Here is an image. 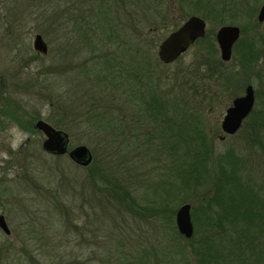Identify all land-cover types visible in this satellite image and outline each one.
<instances>
[{"label": "rangeland", "instance_id": "374dc122", "mask_svg": "<svg viewBox=\"0 0 264 264\" xmlns=\"http://www.w3.org/2000/svg\"><path fill=\"white\" fill-rule=\"evenodd\" d=\"M235 1L240 11L226 13L222 22L203 18L205 30L214 33L218 26L232 24L242 39L264 36V22L252 26L264 0H249L254 6L250 16L243 14V0ZM99 10L107 20L97 22ZM201 11L194 0H0V214L10 231H0V264H30L29 259L41 264H121L143 248L151 253V247L159 250L162 243H170L164 219L117 205L102 182H90L86 168L66 154L44 152L33 119L64 131L69 148L85 145L106 174L125 184L138 207L153 209L167 202L176 210L180 203L174 194L163 201L160 190L171 170L170 158L147 146L139 129H131L128 140L110 139L111 134L90 127L85 112L99 106L106 116L120 119L122 127L132 126L138 91L144 96L151 92H144L137 73L142 81L151 80L157 96L196 115L210 133L219 128L231 99L243 93L247 79L253 90H264L241 70L238 50L220 66L240 81L234 89L224 88L222 80L200 78L203 69L196 59L201 63L205 55L194 44L169 64L157 60L159 41L188 15L200 16ZM78 18L86 24L80 31L74 26ZM34 34L46 44L45 55L34 54ZM153 42L151 53L158 62L152 60L149 70L135 69ZM104 59L121 60L120 76L130 70V78L115 87L101 82L97 73ZM192 67L198 68V76L191 74ZM219 135L213 136L216 150L242 146V131L221 140ZM250 157L257 162L255 154ZM171 254L175 264H182Z\"/></svg>", "mask_w": 264, "mask_h": 264}, {"label": "trees", "instance_id": "16d2710c", "mask_svg": "<svg viewBox=\"0 0 264 264\" xmlns=\"http://www.w3.org/2000/svg\"><path fill=\"white\" fill-rule=\"evenodd\" d=\"M194 4L202 8L200 17L212 16L220 22L226 13L240 11L235 0H194ZM252 5L249 0H243L244 15L250 16L253 13ZM99 12L101 16L97 22L107 20L103 12ZM78 20L74 24L76 29L80 31L81 27L86 28V24L80 18ZM262 23H258L254 16V28H259ZM100 29L105 30L104 26ZM254 36L242 39L239 34L231 53L237 50L242 52L241 70L248 78L251 75L257 79L258 84L264 86V36L261 33L259 39ZM213 38L214 33L205 30L204 36L193 42L198 49L204 50L205 55L201 56V63L196 59L197 66L201 65L203 69L199 72L200 78L204 81L207 78L222 80L224 88L234 89V84L240 81L235 74L220 70L224 61L214 57L216 47ZM155 43H151L149 54L140 55L141 62H135V69L149 70L154 60L151 52ZM113 64H117V70ZM197 69L191 68L194 77L198 76L195 74ZM121 70V60L114 59L112 63L104 59L97 77L101 82L115 87L123 78H130V70L123 78L120 76ZM135 77L144 85V92H151L144 96L138 91L136 98L139 106L132 126L129 125L126 130L120 119L115 117L118 120L115 123L111 116H106L104 110L95 105L86 109L85 118L91 128L111 134L110 139L121 136L123 140H128L127 133L131 129L142 130L144 143L149 147L154 146L170 158L171 170L160 189L164 193L162 199L166 201L169 195L174 194L177 204L189 203L193 232L189 238L177 232L173 224L175 210L167 202L153 209L138 207L125 184L110 173L106 174V167L97 165L92 158L84 168L93 185L96 180L102 182V187L110 191L117 205L132 212L140 211L143 215L161 217L170 230V243H162L159 250L151 247V253L143 248L131 256L127 263L121 261V264H175L171 253L178 255L182 264H190L187 257L194 264H264V90H253V107L235 132L242 131V146L216 150L213 136L222 134L220 128H213L208 133L196 115L181 111L180 106L169 98L157 96L150 79L142 81L137 73ZM246 84H250L249 79ZM36 119L39 118L33 120ZM243 149L249 155L244 154ZM251 153L255 154L257 162L252 163V159H249ZM165 246H168L166 251ZM29 261L30 264H41L32 259Z\"/></svg>", "mask_w": 264, "mask_h": 264}, {"label": "water", "instance_id": "95a60500", "mask_svg": "<svg viewBox=\"0 0 264 264\" xmlns=\"http://www.w3.org/2000/svg\"><path fill=\"white\" fill-rule=\"evenodd\" d=\"M255 20L262 23L264 20V2L260 4L256 12ZM205 34V21L198 15H188L174 29L169 31L157 44V59L163 64H169L178 58L187 48L193 44L194 40L203 37ZM240 30L236 25L223 24L216 28L214 40L218 49L219 59L227 62L231 57L232 46L238 39ZM32 48L36 52L45 53L46 44L39 34H34L32 38ZM254 104V91L251 84H246L243 93L231 99L230 104L225 108L221 118L219 128L222 135L234 134L241 126L243 119L249 114ZM33 128L43 136L41 149L53 155H64L79 166H86L92 159L89 149L78 144L68 148L67 134L54 128L45 120L39 118L33 123ZM174 225L177 232L184 238L192 235L193 227L190 220V205L187 202L177 206L174 216ZM0 231L4 235H9V228L0 214Z\"/></svg>", "mask_w": 264, "mask_h": 264}, {"label": "flooded vegetation", "instance_id": "af4514ba", "mask_svg": "<svg viewBox=\"0 0 264 264\" xmlns=\"http://www.w3.org/2000/svg\"><path fill=\"white\" fill-rule=\"evenodd\" d=\"M31 47H32V44H31ZM32 50H33V48H32ZM34 51V50H33ZM35 53V55L36 56H38V55H45L46 54V52H47V47H46V51H45V53H40V52H36V51H34Z\"/></svg>", "mask_w": 264, "mask_h": 264}, {"label": "clouds", "instance_id": "9594fccd", "mask_svg": "<svg viewBox=\"0 0 264 264\" xmlns=\"http://www.w3.org/2000/svg\"><path fill=\"white\" fill-rule=\"evenodd\" d=\"M16 146H17V145L14 143V144H13V148H15Z\"/></svg>", "mask_w": 264, "mask_h": 264}]
</instances>
